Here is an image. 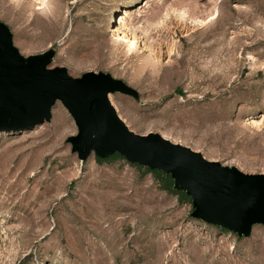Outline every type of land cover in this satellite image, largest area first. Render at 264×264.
I'll return each mask as SVG.
<instances>
[{
	"label": "rangeland",
	"instance_id": "1",
	"mask_svg": "<svg viewBox=\"0 0 264 264\" xmlns=\"http://www.w3.org/2000/svg\"><path fill=\"white\" fill-rule=\"evenodd\" d=\"M0 21L21 55L52 49L50 68L133 88L109 95L133 132L264 173V0H0ZM76 132L59 101L0 132V264H264V225L239 237L193 219L165 173L79 160Z\"/></svg>",
	"mask_w": 264,
	"mask_h": 264
},
{
	"label": "water",
	"instance_id": "2",
	"mask_svg": "<svg viewBox=\"0 0 264 264\" xmlns=\"http://www.w3.org/2000/svg\"><path fill=\"white\" fill-rule=\"evenodd\" d=\"M53 55L52 49L21 55L8 26L0 21V132L48 122L59 101L76 125V134L66 142L79 160L118 154L131 164L163 172L174 190L189 197L193 219L239 237H248L256 224L264 225V173L247 174L208 160L158 133L133 132L109 100L113 93L138 98L133 88L101 71L72 77L65 67L50 68Z\"/></svg>",
	"mask_w": 264,
	"mask_h": 264
},
{
	"label": "trees",
	"instance_id": "3",
	"mask_svg": "<svg viewBox=\"0 0 264 264\" xmlns=\"http://www.w3.org/2000/svg\"><path fill=\"white\" fill-rule=\"evenodd\" d=\"M111 157H121V156L118 155V154H114ZM95 158L98 161H103L104 160V159H100V158H98L96 156H95ZM121 158H123V157H121ZM133 165L137 166V164H133ZM150 171L155 172L156 170H150ZM161 182H162V185L164 186L165 189H167L169 191H172L173 182H172V180L170 179V177L168 175L162 174ZM174 192L177 193V194H180L181 193L180 191H176V190ZM181 194H183V196L185 197V195H184L185 193L182 192Z\"/></svg>",
	"mask_w": 264,
	"mask_h": 264
},
{
	"label": "bare ground",
	"instance_id": "4",
	"mask_svg": "<svg viewBox=\"0 0 264 264\" xmlns=\"http://www.w3.org/2000/svg\"><path fill=\"white\" fill-rule=\"evenodd\" d=\"M122 35V38L125 37L124 33L121 34ZM131 40V45L135 42L134 40L130 39Z\"/></svg>",
	"mask_w": 264,
	"mask_h": 264
}]
</instances>
